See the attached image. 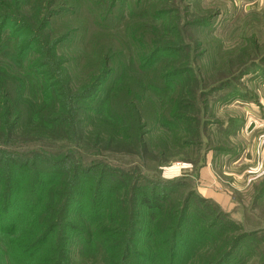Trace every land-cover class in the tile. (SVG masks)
Returning <instances> with one entry per match:
<instances>
[{"label":"rangeland","instance_id":"obj_1","mask_svg":"<svg viewBox=\"0 0 264 264\" xmlns=\"http://www.w3.org/2000/svg\"><path fill=\"white\" fill-rule=\"evenodd\" d=\"M0 3V39L4 41L0 49L4 45L6 48L1 51L13 53V49L34 65L40 61L36 65L40 73L52 69V63L44 60L47 56L53 60L54 68H71L70 74L75 77L102 74L106 69L118 70L121 75L134 68L136 74L128 75L132 77L128 79L125 76L117 85L134 91L138 79L151 84L149 75H137L138 72H160L162 79L153 84L159 88L150 90L157 96L153 102L143 101L149 117L160 112L156 122H147L143 129L149 132V146L157 148L147 164L154 170L143 171L155 172L171 184L181 183L177 187L171 185L170 197L176 208L188 200V205L196 204L198 210H206L207 224H213L217 218L216 201L221 214L230 221L222 237H204L192 258L181 241L176 255L178 264H198L203 254L213 255L212 249L221 248L225 242V252L219 257L223 262H217V257L212 260L217 264H264V187L260 189L264 185V0ZM21 5L25 22L17 14ZM177 29L180 36L175 35ZM136 101L134 96L132 107ZM124 149L134 151L133 147ZM159 149L173 152L172 157L168 163L153 166L151 163L160 161ZM121 159L124 157L120 155L114 164L130 165ZM206 165L216 177L214 183L199 179ZM217 181V192L224 194V201L228 198L227 203L220 204L215 199L205 203L200 198L204 197L202 190L213 188ZM165 225L167 216H160V226ZM193 227L202 229L203 225ZM231 230L236 231L235 237L245 238L234 244L232 234H227ZM96 232L93 229L92 235ZM83 238L80 243L75 242L78 248H73L75 254L71 256L78 263H83L85 256L97 259L101 255L100 241L96 244ZM135 239L148 241L145 236ZM83 242L86 244L81 245ZM0 243L1 248H7V239ZM148 244L152 246L149 241Z\"/></svg>","mask_w":264,"mask_h":264},{"label":"trees","instance_id":"obj_2","mask_svg":"<svg viewBox=\"0 0 264 264\" xmlns=\"http://www.w3.org/2000/svg\"><path fill=\"white\" fill-rule=\"evenodd\" d=\"M21 10L22 5L17 14L23 20ZM180 34L177 29L175 35ZM2 49L5 45L0 49V242L7 239V248L0 247V264H85L88 260L90 264H178L181 241L192 258L204 237H222L229 229V219L213 198L199 195L205 203L215 201L217 218L207 224L206 210H198L196 204L188 205L187 200L182 207L174 206L171 185L181 183L171 184L155 172L143 171L154 170L147 164L157 151L149 146V132L143 129L160 117V112L149 117L143 101L153 102L157 96L150 90L159 88L153 84L162 79L160 72H138L149 75L151 84L135 77L131 91L117 85L125 76L132 78L128 75L136 74L134 68L121 75L106 69L102 74L75 77L71 68H54L47 56L45 63H52V69L40 73V61H35L36 66L25 61L22 53ZM134 96L138 101L132 107ZM158 153L160 161L153 166L168 163L173 152L159 149ZM120 155L128 167L114 164ZM164 215L168 225L160 226ZM198 224L203 228L193 227ZM235 232L227 234L238 244L245 237H235ZM135 236H145L152 246ZM81 237L100 241L97 259L85 256L83 263L71 259ZM226 246L225 242L212 249L213 255L203 254L198 264L223 262L219 257ZM216 257L217 262L212 261Z\"/></svg>","mask_w":264,"mask_h":264},{"label":"crops","instance_id":"obj_3","mask_svg":"<svg viewBox=\"0 0 264 264\" xmlns=\"http://www.w3.org/2000/svg\"><path fill=\"white\" fill-rule=\"evenodd\" d=\"M213 178L214 176L211 175V172L209 170V165L208 166L206 165L205 167H203L202 170L200 171V177H199L200 181L204 183H208L209 181H211L214 183V181H216L215 179L216 177L214 179ZM219 186H220V183L217 181L215 185H213V188H211L210 186L204 187V190H202V195L207 198H213L217 200L218 202H220V204L227 203L228 198L226 199V201H224L225 199L224 194L217 192V189H219L218 188Z\"/></svg>","mask_w":264,"mask_h":264}]
</instances>
